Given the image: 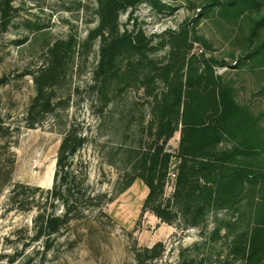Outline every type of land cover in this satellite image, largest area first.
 <instances>
[{"label": "rangeland", "instance_id": "374dc122", "mask_svg": "<svg viewBox=\"0 0 264 264\" xmlns=\"http://www.w3.org/2000/svg\"><path fill=\"white\" fill-rule=\"evenodd\" d=\"M224 1L142 0L97 33L100 0H0V264H136V251L142 264H249L232 243L255 224L258 194L244 180V190L205 203L189 225L184 193L174 196L183 159L191 163L180 154V118L172 112L176 130L165 142L156 108L172 88L185 89L191 69L205 75L209 65L253 129L224 135L206 159L264 172V5ZM72 129L85 137L73 166L102 197L46 242L35 238L33 216ZM160 145L172 155L162 218L144 206L141 177L118 191L141 174L142 153ZM201 176L189 185H202Z\"/></svg>", "mask_w": 264, "mask_h": 264}, {"label": "trees", "instance_id": "16d2710c", "mask_svg": "<svg viewBox=\"0 0 264 264\" xmlns=\"http://www.w3.org/2000/svg\"><path fill=\"white\" fill-rule=\"evenodd\" d=\"M140 1L142 0H100L97 33L116 28L119 10ZM244 4L261 7L264 0H225L221 5L230 8ZM6 23L4 19L2 26L5 27ZM113 43L118 44V40ZM3 82L4 79L0 78V83ZM218 84L209 65L205 75L191 69L185 78L184 90L180 87L172 88L170 93L164 94L157 102L156 108L160 117L158 123L161 132H165L163 140L166 142L176 130L174 126H170L171 114L176 112L181 123L180 154L191 160V163H187L184 158L181 163L174 196L176 198L184 193L186 200L183 206L190 214L187 221L189 225H196L202 215V205L210 201L228 202L239 190L245 189L243 182L248 180L250 183L247 190L251 196L258 194L256 207H250V211L255 212V224L236 235L232 244L233 248L238 246L241 249V254L249 264H264L260 257V254L264 253V172L244 164L236 167L225 164L216 166L206 159L210 147L216 145L224 135L248 133L253 129V117L234 101L227 86ZM84 141L85 137L72 129L64 134L60 142L52 187L45 191L46 200L38 203L37 213L33 216L36 239L45 237L46 242L50 241V237L59 233L64 225H69L72 220L83 217L92 207L100 205L102 195L89 191L86 188V176L80 177L73 166V157ZM251 147L255 146H247L248 149ZM164 149L163 145H160L153 151L143 152L139 162L141 174L134 173L118 190L123 191L136 177H141L148 187L144 206L160 218L163 217L160 200L164 193V179L172 157L171 153ZM246 154L249 155L250 151H246ZM195 157H201V160L197 162ZM196 166L199 168L196 169ZM198 173L202 174L203 184L189 185ZM197 190L199 191L196 194ZM45 203L50 204V210L41 206ZM58 206L61 207L60 214L57 213ZM45 247H49V244L45 243ZM154 247L155 245L146 247L143 252H153ZM141 253H135L136 264H142L144 261Z\"/></svg>", "mask_w": 264, "mask_h": 264}, {"label": "built area", "instance_id": "2783aa9c", "mask_svg": "<svg viewBox=\"0 0 264 264\" xmlns=\"http://www.w3.org/2000/svg\"><path fill=\"white\" fill-rule=\"evenodd\" d=\"M170 174H172L173 176H175V173L174 172H169Z\"/></svg>", "mask_w": 264, "mask_h": 264}]
</instances>
